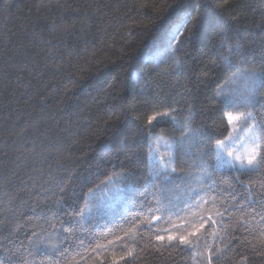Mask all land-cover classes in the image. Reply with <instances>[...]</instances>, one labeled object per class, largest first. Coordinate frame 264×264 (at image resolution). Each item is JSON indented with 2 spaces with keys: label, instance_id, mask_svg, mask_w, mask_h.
<instances>
[{
  "label": "trees",
  "instance_id": "16d2710c",
  "mask_svg": "<svg viewBox=\"0 0 264 264\" xmlns=\"http://www.w3.org/2000/svg\"><path fill=\"white\" fill-rule=\"evenodd\" d=\"M203 2L0 0V264H264V166L219 158L264 119V0ZM192 105L159 168L150 120Z\"/></svg>",
  "mask_w": 264,
  "mask_h": 264
},
{
  "label": "rangeland",
  "instance_id": "374dc122",
  "mask_svg": "<svg viewBox=\"0 0 264 264\" xmlns=\"http://www.w3.org/2000/svg\"><path fill=\"white\" fill-rule=\"evenodd\" d=\"M197 105L187 106L181 109L169 111L171 118L165 117L160 119L158 115L154 116L157 119H151L150 132L153 136L154 155L158 160V167L165 166L166 168H174L177 170H186L191 166L190 160L187 157V142H186V124L194 121L197 116ZM247 114V113H244ZM231 117H237L231 124V132L229 136L219 146V158L222 165L227 166V161L234 160L239 157L243 160L257 149V143L254 138L260 137V132L253 127V121L244 120L241 113L231 114ZM156 167V164H155ZM117 199L108 200L110 204ZM197 233V231H195ZM171 236H176L171 233ZM178 239V238H177ZM176 239V240H177ZM195 235L192 237V246H195ZM202 263L205 259L202 255Z\"/></svg>",
  "mask_w": 264,
  "mask_h": 264
},
{
  "label": "snow or ice",
  "instance_id": "6c2138e0",
  "mask_svg": "<svg viewBox=\"0 0 264 264\" xmlns=\"http://www.w3.org/2000/svg\"><path fill=\"white\" fill-rule=\"evenodd\" d=\"M203 7H204V2H203V0H200V3L196 7L197 13L201 12ZM220 35L224 37V39H222L220 41V47H224L227 44V37H226V34L224 33L223 30L221 31ZM249 74L253 78V82H255L258 74L255 71H252ZM173 111H174V109H173ZM158 116L160 119H163L165 117L171 118V113L170 112H163V113H159ZM242 118L244 120L253 121V127H255L257 129H264V119L256 120L251 112H249L247 114H242ZM152 119L155 120V119H157V117H153ZM234 119H238V118L229 116L228 117L229 123H231ZM150 123H151V121H150ZM187 126L188 125L186 124V127ZM254 139H255V141H258L260 139V137H256ZM226 163H227V166L229 168L235 169L236 171H244V170L258 171L261 168V166H264V144L257 143V149L253 151V153L247 158L246 161L239 158V157H236L234 160H229ZM173 171H174V169H173ZM245 206H247V205H245ZM234 207H235V205H234ZM203 226L204 225H201V227H203ZM163 239H164L163 236H157V240L162 241ZM174 239H176L174 236H171V235L168 236L169 241H172ZM179 242L182 245L188 244V241L183 236H181L179 238Z\"/></svg>",
  "mask_w": 264,
  "mask_h": 264
}]
</instances>
